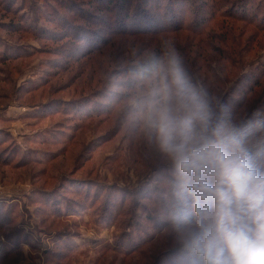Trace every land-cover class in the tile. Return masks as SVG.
<instances>
[{"label":"rangeland","instance_id":"rangeland-1","mask_svg":"<svg viewBox=\"0 0 264 264\" xmlns=\"http://www.w3.org/2000/svg\"><path fill=\"white\" fill-rule=\"evenodd\" d=\"M122 1L0 0V264H184L170 167L126 105L135 65L174 49L220 117L264 118V31L240 0L206 35L154 36L115 32ZM242 4L264 29V0Z\"/></svg>","mask_w":264,"mask_h":264},{"label":"clouds","instance_id":"clouds-1","mask_svg":"<svg viewBox=\"0 0 264 264\" xmlns=\"http://www.w3.org/2000/svg\"><path fill=\"white\" fill-rule=\"evenodd\" d=\"M126 105L170 167L167 219L184 264H264V118L220 117L174 49Z\"/></svg>","mask_w":264,"mask_h":264},{"label":"trees","instance_id":"trees-1","mask_svg":"<svg viewBox=\"0 0 264 264\" xmlns=\"http://www.w3.org/2000/svg\"><path fill=\"white\" fill-rule=\"evenodd\" d=\"M110 1V0H108ZM134 1L138 2L134 6ZM199 5L195 6L191 9V12H197V15L195 17H191L193 13L189 15V6H187V3L185 5V1L183 0H123L121 5V9L119 12L120 18L122 20V23H119V26L117 27V31H115L119 35H138V36H154L161 34V32H177V31H188L190 33H193L195 35H206L214 26V20H217V17H222L223 14L221 11V8L226 7V1L225 0H197ZM246 1V0H245ZM249 1V0H247ZM147 2H150L151 6H147ZM244 0H240V4H236L238 6L237 11L234 13L233 18L241 21H253L252 23L257 24L256 26L253 25L255 29L259 31H264L262 27H259V19L258 16L255 15V17L251 19H245L247 16V12L249 11L246 4H242ZM133 3V4H132ZM171 3H174L171 4ZM153 8H162L157 12ZM154 10V11H153ZM133 11L134 15L131 16V13ZM239 13L240 15H238ZM243 17H240V16ZM197 16H199L197 18ZM212 16L213 22H209V17ZM211 19V21H212ZM250 23V24H252ZM117 24L112 23V25L109 27L111 30H113V25ZM261 26V25H260ZM233 29L232 27H230ZM110 30V31H111ZM231 31V30H230ZM86 33V32H84ZM112 34H114L112 32ZM88 38L86 39V45H89V51L92 52L94 48L100 49L97 46L99 45L100 38H95L96 33H89ZM92 36V37H91ZM94 52V51H93ZM180 53V52H178ZM163 53H158L157 55H162ZM163 57L156 56L152 59L147 60L146 62H142L138 65H135V68H132V71L128 73H132L136 77V82L139 77V75L146 69L147 67L151 66L155 61L158 59H162ZM191 59H189V62ZM184 66L186 65L183 63ZM258 74V75H257ZM255 75V74H254ZM257 77L255 76V81H257V84H260L262 79L264 78V63L259 67V70L256 72ZM134 84H130L129 86H126L127 90L132 88ZM128 96V95H125ZM95 112H97L95 110Z\"/></svg>","mask_w":264,"mask_h":264}]
</instances>
